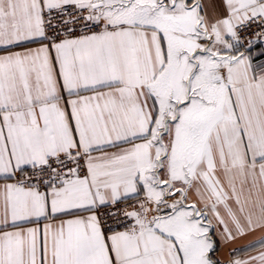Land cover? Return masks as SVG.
I'll list each match as a JSON object with an SVG mask.
<instances>
[{"label": "snow or ice", "instance_id": "obj_1", "mask_svg": "<svg viewBox=\"0 0 264 264\" xmlns=\"http://www.w3.org/2000/svg\"><path fill=\"white\" fill-rule=\"evenodd\" d=\"M0 264H264V0H0Z\"/></svg>", "mask_w": 264, "mask_h": 264}, {"label": "crops", "instance_id": "obj_2", "mask_svg": "<svg viewBox=\"0 0 264 264\" xmlns=\"http://www.w3.org/2000/svg\"><path fill=\"white\" fill-rule=\"evenodd\" d=\"M259 233H254L248 237H245L242 240H238L235 244L229 245L228 247H221L220 250L217 253V257L221 261H226L229 259L228 252L229 248H234V247H242L243 245L247 244L249 241L254 240L257 236H259ZM239 255H244V253H239Z\"/></svg>", "mask_w": 264, "mask_h": 264}]
</instances>
